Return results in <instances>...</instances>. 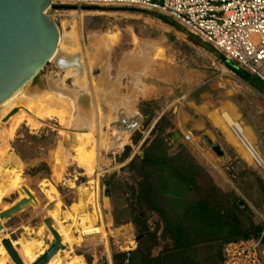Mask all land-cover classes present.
I'll list each match as a JSON object with an SVG mask.
<instances>
[{"label":"rangeland","instance_id":"374dc122","mask_svg":"<svg viewBox=\"0 0 264 264\" xmlns=\"http://www.w3.org/2000/svg\"><path fill=\"white\" fill-rule=\"evenodd\" d=\"M69 8L48 15L61 25L59 56L67 64L81 60L82 85L69 72H76L73 66L60 69L51 62L23 90V103L15 100L6 113L0 108V212L27 198L23 187L36 200L2 223L0 264H13L4 239L13 242L25 264L42 256L54 243L44 225L47 218L66 248L49 264H115L114 256L135 251L136 239L146 232L157 233V256L167 244L152 204L161 194L155 190L142 209L133 211L139 184L145 177L156 184L155 169L141 164L152 151L172 164L193 166L199 191L192 199L215 191L228 202L235 196L262 227L264 170L239 151L221 119L224 113L234 116L264 160V89L250 85L212 47L197 44L189 38L194 35L165 16L124 7ZM143 103L150 105L141 111ZM16 108L14 124L4 123ZM9 131L6 138L3 133ZM174 132L182 134L181 141L169 138ZM205 136L221 146L224 159ZM80 146L91 150V173L76 158ZM140 214L147 227L143 232L132 222Z\"/></svg>","mask_w":264,"mask_h":264},{"label":"trees","instance_id":"16d2710c","mask_svg":"<svg viewBox=\"0 0 264 264\" xmlns=\"http://www.w3.org/2000/svg\"><path fill=\"white\" fill-rule=\"evenodd\" d=\"M154 17L177 28L174 22L165 17ZM189 38L200 44L197 38ZM200 45L210 49L203 43ZM149 105L143 103L141 111ZM172 162L165 156H156L154 151L147 152L141 160L143 167L154 168L157 172L156 184L152 186L148 177L139 184L138 205L133 211L142 209L152 192L158 191L162 199L152 201V204L161 219L162 238L167 244L155 256L153 249L159 245L157 233H148L138 242L137 249L131 252L130 264H224L227 244L257 238L262 227L251 221L248 206L235 196L232 202H228L224 195L214 190L211 195L197 194L192 199L191 194L199 191L197 172L193 166L186 167L181 161L176 165ZM107 195L110 196L109 191ZM132 222L142 232L147 228L145 220L139 215ZM126 259L127 253L114 256L115 264H125Z\"/></svg>","mask_w":264,"mask_h":264},{"label":"built area","instance_id":"2783aa9c","mask_svg":"<svg viewBox=\"0 0 264 264\" xmlns=\"http://www.w3.org/2000/svg\"><path fill=\"white\" fill-rule=\"evenodd\" d=\"M53 4L78 10L124 7L165 16L264 85V0H53ZM224 259V264H264V222L257 238L227 244Z\"/></svg>","mask_w":264,"mask_h":264},{"label":"water","instance_id":"95a60500","mask_svg":"<svg viewBox=\"0 0 264 264\" xmlns=\"http://www.w3.org/2000/svg\"><path fill=\"white\" fill-rule=\"evenodd\" d=\"M65 9L71 8L55 7L53 0H0V108L32 84L53 61L59 49L61 25L48 15V11ZM18 112V108L12 110L3 122H7ZM190 130L194 131L195 127L191 126ZM169 138L177 143L183 136L179 132H174ZM204 141L218 157L225 158L219 144L213 143L207 136L204 137ZM22 189L27 198L0 212V232L3 231V222L29 206L36 205L31 192L26 187ZM106 197L108 198L107 194ZM44 225L53 236L54 243L33 264H48L60 251L66 249L53 219L47 218ZM148 233L141 234L136 241L139 242ZM1 244L13 264H25L11 240L4 239ZM130 256L131 252H128L126 264H130Z\"/></svg>","mask_w":264,"mask_h":264},{"label":"bare ground","instance_id":"6f19581e","mask_svg":"<svg viewBox=\"0 0 264 264\" xmlns=\"http://www.w3.org/2000/svg\"><path fill=\"white\" fill-rule=\"evenodd\" d=\"M63 27V26H62ZM63 29V28H62ZM60 31H61V27H60ZM76 40V39H75ZM62 41V31H61V37H60V42H59V46L61 44ZM114 42V41H113ZM77 44V43H76ZM63 50V49H62ZM83 58V57H82ZM65 58H62L59 56V49L58 52L56 54V56L54 57L52 62H55L56 66L60 69L62 68H67V67H71L73 66V68H75V70H77L80 75H83V67L81 64V60L79 59V57H77L76 59H74L75 61H70L69 64H67V62L65 60H63ZM80 60V62H79ZM23 92L21 91L18 95H16L13 99H11L8 103H6L2 109L4 108L5 113L8 112L10 110L11 107H13V102L16 100V104L17 103H23ZM51 107V106H50ZM21 109H25L24 106L21 107ZM41 109V108H40ZM20 110V109H19ZM39 110V109H38ZM62 110V109H61ZM231 113L233 112V114H235L234 109L233 110H229ZM53 112V111H52ZM19 113V112H18ZM17 113V114H18ZM14 115L13 117H11L8 121L9 123H13V121L15 122V119L18 117V115ZM47 115H51V113H47ZM53 115V114H52ZM55 115V114H54ZM7 116V115H6ZM58 116V115H57ZM59 116L61 117V115L59 114ZM27 119V118H26ZM44 119V118H43ZM7 121V122H8ZM221 121L223 123H225L226 127L228 128L227 131L229 132V134L231 135V139L234 140V142L237 144L239 151L245 155V157L247 158V160H249V162L252 163V165H256L259 166L260 168H262L264 170V160L260 157L259 153L257 152V150L255 149L254 146V140L253 137L251 136L250 132L247 129H244L240 124L236 123L234 120V116L232 117L229 113H224L223 118L221 119ZM6 123V122H5ZM32 123V122H31ZM14 124V123H13ZM14 125L12 128V131L14 130ZM7 132V131H5ZM11 131H9L8 133H3L5 134L6 138L8 136V134H10ZM3 138V137H1ZM83 140V139H82ZM81 140V142H82ZM81 147V146H80ZM91 150L90 152L85 151V149L83 148V146L81 148L78 149V155H77V160H79L78 162L83 165L86 166L85 170L88 173L93 172V168L92 166L89 164V158H92V154ZM93 153V152H92ZM60 162V161H59ZM62 163V162H61ZM64 164V163H63ZM64 166V165H62ZM97 170V169H96ZM13 182H16L13 181ZM14 184V183H13ZM25 194V192H24ZM1 195L0 194V202H1ZM26 195V194H25ZM59 227V226H58ZM60 232V230H59ZM62 232V231H61ZM64 236V235H63ZM67 239V238H66ZM64 240V239H63ZM7 253V252H6ZM79 260V259H78ZM74 261V260H73ZM77 261V260H75ZM75 263V262H74ZM49 264V263H48ZM73 264V262H72Z\"/></svg>","mask_w":264,"mask_h":264},{"label":"crops","instance_id":"0c3cea01","mask_svg":"<svg viewBox=\"0 0 264 264\" xmlns=\"http://www.w3.org/2000/svg\"><path fill=\"white\" fill-rule=\"evenodd\" d=\"M196 38V37H195ZM198 40H200V39H198ZM206 45V44H205ZM206 46H209V45H206ZM214 50V49H213ZM215 51V50H214ZM217 54L224 60V62H225V64L227 65V66H229V68H231V70H233V71H235L236 73H238L239 75H241L242 77H244V75H246L249 79H246L248 82H249V84L250 85H252V86H261V88H262V86H264L262 83H260L259 81H257L255 78H253L252 76H250L248 73H246V72H244L243 70H241L238 66H236L234 63H229V62H227L226 60H225V58L221 55V54H219L218 52H217ZM245 78V77H244ZM254 84H257V85H254ZM113 91V90H112ZM108 92H110V90L108 91Z\"/></svg>","mask_w":264,"mask_h":264},{"label":"flooded vegetation","instance_id":"af4514ba","mask_svg":"<svg viewBox=\"0 0 264 264\" xmlns=\"http://www.w3.org/2000/svg\"><path fill=\"white\" fill-rule=\"evenodd\" d=\"M71 75H73V78L75 79V84H77L78 86L82 85V80H83V75H80V73L76 70L75 71H69ZM135 127V123L131 124L128 127V130H133Z\"/></svg>","mask_w":264,"mask_h":264}]
</instances>
